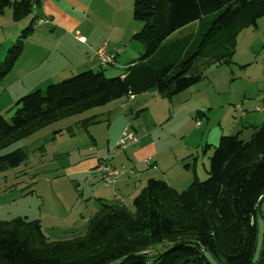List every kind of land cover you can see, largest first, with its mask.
Instances as JSON below:
<instances>
[{
    "label": "trees",
    "instance_id": "1",
    "mask_svg": "<svg viewBox=\"0 0 264 264\" xmlns=\"http://www.w3.org/2000/svg\"><path fill=\"white\" fill-rule=\"evenodd\" d=\"M38 4L0 0V16L12 7L20 21ZM133 18L142 28L131 39L144 51L126 65L123 77L108 78L101 65L20 98L10 121L0 116V174L28 159L24 148H9L57 122L149 92L171 101L201 83L208 70L231 64L240 33L264 18V0H134ZM33 32V26L25 30L0 64V87ZM101 122L95 116L82 126ZM252 129L248 142L242 132L221 136L207 180L195 179L180 192L150 179L133 209L120 197L122 202L103 203L84 234L71 239L51 240L39 220H0V264H264V240L255 259V218L264 200V123Z\"/></svg>",
    "mask_w": 264,
    "mask_h": 264
},
{
    "label": "rangeland",
    "instance_id": "2",
    "mask_svg": "<svg viewBox=\"0 0 264 264\" xmlns=\"http://www.w3.org/2000/svg\"><path fill=\"white\" fill-rule=\"evenodd\" d=\"M18 1L20 0H13V2ZM110 1L117 5L116 9L120 11V13H117L115 19H118L119 14L124 18L121 17L119 22L117 20L112 29H107L106 34L96 32L97 37L108 38V36H110V39L112 42H114L122 37L125 32L126 34L128 33V36L126 37V40H124L120 45V47L124 49L125 47L139 46L140 44L132 41L131 39L134 28L136 29L138 27L137 29L139 31L142 28L141 24L133 20L134 0ZM64 6L66 7L65 12L68 19L64 20L60 16L61 21H63L64 24H66V26L72 30L73 34L75 35L74 37H76V34L78 33H84V29H78V22L83 16H85L84 11L76 8L74 5H65V2ZM126 23H128V28H126ZM37 24H39V20L37 18L32 19L29 16L20 21L14 20L12 7L7 8L4 14L0 16V64L4 62L6 57L9 55L10 49L13 48L16 42L22 37L23 32L29 29L31 26L34 28V32L25 39L24 51L17 60L13 71L1 83L0 116L4 117L8 121H10L13 117V114L15 113V104L20 98L34 91L44 90L47 88V86H49L37 85V79H39V77L44 74H39L37 72H34L33 74L29 73L40 66L43 56L47 54L46 52L41 53V51L36 52V49L42 47L44 50L52 51L56 44L58 46L60 45V42L57 41V37L60 35V33H62V31L57 30L58 27L54 23V26H49L51 27L52 31L48 27L35 31ZM258 25L259 27L257 28L249 27L240 33L234 59L231 64L208 70V72H206V78L201 83L193 86L186 92L181 93L179 96H176L177 100L175 99V102H178V104L184 100H188L189 98L190 104L206 108L204 111L199 109L204 113L202 116H199V110L195 111V123L192 122L194 127L200 131V134L208 129L207 135L209 142L214 144L209 151L206 150V145H204V147L199 150L198 156L196 154L194 156L197 158L198 178L202 182L208 178L206 172L208 171L209 167V159L213 154L214 146L216 147L219 144V138L221 137L218 136H221L220 134H222V136H233L237 135L239 132H242L241 139L248 142L251 140L254 131L252 127L260 126L263 123L262 121H258V123H249L250 119H255L256 117H258L259 120L264 118V115L257 111V109L263 107L264 104V18H261L258 21ZM176 35L177 34L174 36ZM61 48L73 50L74 48L78 47L74 46V44L69 41L68 44H63ZM60 52H62V50H60L59 53ZM141 55H139L138 58H140ZM55 57H58L61 60L59 55H56ZM58 58H55V62L58 61V66H61L62 64L59 62L60 60H58ZM75 58L78 59L77 56ZM125 60L126 56L125 58L120 59L118 62H120L121 66L127 65L125 64ZM44 66H46L45 69H51V66ZM93 66V69L87 67L86 69L84 68L78 71L65 69L64 76L61 79H58L56 82L59 83L64 80H68L90 70L94 72L101 70V65L93 63ZM102 67L105 71V75L108 78L119 76L115 75L114 73L117 68H112L110 66ZM124 70L125 69L121 70L120 67H118V71H122V73H124ZM24 77H26V80H24ZM22 78L24 80L23 85L22 83H19ZM26 90L30 91H28V93H24ZM19 95L21 97L15 101V98H17L16 96ZM148 95L150 97L147 99L151 101L152 105L150 107L149 114L136 119H131L132 117L130 116L129 119H131V123L133 122L134 126H136V124H143V127H140L141 130L148 132V134L154 133V137L152 136L154 140L162 137V142L168 143L170 145L175 143L177 140L180 141V149H182L186 144L192 145L191 140L193 144H197L195 136L192 138L186 137V131L189 130V127L186 123L181 125L172 123L170 126H165L167 119L170 118L169 114L172 112L169 111L168 113L167 111L168 109H173L172 105L174 104H172V101L174 100L169 101L164 99L158 96L155 92H149ZM101 110L103 109L96 108L82 116L79 115L78 117L57 122L56 124L41 130L38 134H35L30 138L13 145L7 150V152H12L15 149L24 148L28 153V159L20 168L7 170L0 174V220L10 221L19 217L28 218L29 220H37V217L34 216L36 212L42 213V209L43 211L52 209L53 202L49 196V192L53 185L56 186L59 183H65L68 185L67 182H69L70 184H74V189L77 190V194L80 197L82 196V190L86 191V195L88 197L92 195V188L94 184L96 186L98 183L81 180L73 182L74 179L67 178V173L64 170V167L69 164V161H67L69 155L73 154L74 151H77L78 148H80L82 154L85 147L84 145L90 140V135H88L87 131L89 128L93 127L92 131L95 135L98 134L100 141L108 139L109 124L106 122V120L103 121L101 118L102 122L99 124H92L93 126L90 125L88 127L82 126V123L86 120L98 116ZM155 113L158 117L157 119L153 120L149 118ZM77 122L80 123L77 124ZM156 122L159 123L156 127L157 131L159 132L155 133V129L153 127ZM118 126L119 123H116L112 126L110 135L113 136L117 134ZM128 127L124 128L123 132ZM66 128H71L72 133H68V131L65 130ZM59 131H61L62 134L60 136H56L58 139V141H56L53 139V136ZM99 142L93 145L94 148L98 147ZM90 144L92 145V141H90ZM115 144L112 145L110 149H112ZM139 144L128 148L126 152L123 153L124 156L129 153L131 148L135 149L139 146ZM109 150L103 157L99 158L97 172L99 164L102 163L101 160L108 157ZM70 151L71 153L68 154ZM93 151V148L89 149V152ZM115 157H113L108 164L117 170H121L122 168L125 169V173L118 178L116 183H118L121 178L125 179L126 177L133 179L139 176L140 173L138 171L137 165L130 167L113 166L112 161ZM182 163H185L184 160ZM189 163L191 164L192 168L195 166L194 159L190 160ZM139 169H152V164L147 161L145 163L144 161V165L139 167ZM169 173V178H171V180L174 179L175 173ZM52 182L53 184H51ZM79 183L82 184L81 187L78 186ZM188 186L184 187V189H182L180 192L184 191L186 188H188ZM103 187L105 186L103 185ZM55 196L57 197V195ZM136 196L137 195H123L128 208L133 209V200ZM98 207L100 208L99 205ZM88 220L89 219H87V222ZM47 222L49 225L54 227L55 224L52 225L51 221ZM255 222L258 228L255 252V259H257L262 250L264 240V200L259 204ZM85 226H87V224ZM52 227L50 228L48 224H44L43 231L46 232V235L49 238H53L55 236L52 234L54 230ZM77 230V232H79L78 234H84L86 227H77ZM65 238L68 240L72 237L66 236Z\"/></svg>",
    "mask_w": 264,
    "mask_h": 264
},
{
    "label": "crops",
    "instance_id": "3",
    "mask_svg": "<svg viewBox=\"0 0 264 264\" xmlns=\"http://www.w3.org/2000/svg\"><path fill=\"white\" fill-rule=\"evenodd\" d=\"M64 2L65 5H74L76 8L84 11L85 16H83L78 22V29L82 28L85 32L78 34L86 39V43L79 42L76 37H74L75 35L73 34L72 30H70V28H68L66 24L61 21L60 16L64 20L68 19L65 12L66 7L64 6ZM116 7L117 5L112 3L110 0H39V4L34 7L33 13L29 16L32 19L37 18L39 20V24H37V27H35V31L43 29L45 27L51 29V27L49 26H54L55 24L58 27L57 30L62 31V33H60V35L57 37V41L60 42V45L58 46L56 44L52 51L44 50V48L42 47L36 49V52L41 51V53H47L45 55L43 54L44 56L41 60L40 66L29 73L33 74L34 72H37L39 74H44L39 77V79H37V85L42 86L51 85L48 83H57L56 81L64 76L65 69L78 71L80 69H86L87 67L93 69V63L101 65L95 56L96 51L100 48H105L107 54L116 55L118 53L112 68H117L116 71H114L115 75L123 77L124 73H122V71H118V67L123 70L125 69L126 65L121 66L120 62L118 61L122 58H125L126 56L125 64H128L136 60L139 55L143 54L144 49L141 45L135 47H125L124 49H122L120 45L124 40H126V37L128 36V33L126 34L125 32L122 37L114 42H112L110 36H108V38L97 37L96 32L106 34L107 29H112L117 20L118 22L121 20L122 16L120 14L118 16V19H115L117 13H120V11L116 9ZM128 27V23H126V28ZM137 28H134V31L132 32L133 35L139 32ZM69 41L78 48H74L73 50L61 48L63 44L66 45ZM59 49L62 50V52L59 53ZM56 55H59L61 60L58 57H55ZM76 56L78 57V59L75 58ZM55 58H58V60H60L59 62H61V66H58V61L55 62ZM44 65L51 66V69H45L46 66ZM24 78V80H26V77ZM24 80L22 78L19 83H22L23 85ZM28 91L30 90H26L24 93H28ZM16 97L17 98H15V101L21 96L19 95ZM148 97L150 96L147 93L141 96H136L131 102L129 101V99L124 98L101 107L103 110H101L100 114L96 117H98L100 121L101 118L103 119V121L106 120V122L109 124L108 139L100 141V137L98 136V134L95 135L93 133V127H91L88 130L90 140L87 141V144H83L85 147L82 154L80 148H78L77 151H74L73 154H70L71 151L68 152V154H70L67 159V161H69V164L64 167V170L67 173V178L74 179L73 182L79 180L86 182L91 181L92 183L97 182L98 185L95 186L94 184L92 188L93 193L89 197L86 195L85 190H82L81 197L78 196L77 190L74 189V184H70L69 182H67L68 185L65 183H59L56 186L53 185V187H51L49 196L51 197L53 202L52 209L46 211H43L42 209V213L36 212L34 215L35 217H37V220L41 222L43 230L45 223L48 224L50 228L52 227L47 221H51L52 225L55 224L54 227H52V229H54L52 234L55 236L50 239H52L53 241H62L67 239L65 238L66 236L73 237L75 234L79 233L77 232V227L85 228V225L88 223L87 219L90 220V218L101 209V205L103 203H117L116 199L118 197L124 200L123 195H138L150 179L163 180L169 186L179 191L184 189V187L192 184L195 179L199 180L197 174V158H195L194 156L195 154L198 156L199 150L202 149L204 145H209L211 147L214 144L209 142V138L207 135L208 129L200 134V131L196 127H194L192 122H194L195 119V111L199 109L204 111V109L206 108L190 104L189 98L188 100L182 101L180 104H178V102H175V99L177 97L173 99V109H168L167 111L168 113L169 111L172 112L171 114H169L170 118L167 119L165 126H170V124L172 123H176V125L186 123L189 127V130L186 131V137L192 138L195 136L197 140V144H193L191 140L192 145L186 144L182 149H180V141L177 140L175 143L170 145L168 143H163L162 137H160L157 139V142V140L153 139L154 133L148 134V132L141 130L140 127L143 124H136V126H134L133 122L131 123V119H136L134 118L135 113L141 112L137 116V118H141L142 116H147L146 114H149L150 107L152 105L151 101L147 99ZM202 111L199 110L198 112L203 113ZM84 114H81V116ZM130 116L132 117L131 119H129ZM151 116L152 117L149 118L153 120L158 118L156 116V113ZM258 121H262L264 123V118L259 120L258 117H256L255 119H250L249 123H258ZM79 123L80 122H77V124ZM116 123H119L118 131L116 135L112 136L110 135V131L112 126ZM158 124V122L154 124L153 128L155 129V133L159 132L156 129ZM128 126L132 127L135 130L137 136L140 138V144L135 149L131 148L127 155L124 156L123 154L121 156L119 155L115 157L112 161V164L115 167H130L133 165H137L140 174L138 177L134 176L135 178L133 179H129L126 177L125 179L121 178L114 187L105 188L101 184V179L97 172L98 160L99 158L103 157L106 152L112 147V145H114L118 141L124 128ZM65 130L69 132L71 130L72 133L71 128H66ZM220 135L222 136V134ZM55 140L58 141L57 138ZM90 141H92V145L90 144ZM98 142V147L94 148L93 145ZM90 148H93L94 151L89 152ZM193 159L195 160V166L192 168L189 161ZM183 160L185 163H182ZM144 161L145 163L146 161L150 162V164H152V169L140 170L139 167L144 165ZM169 172L175 173L174 179L171 180V178H169ZM51 184H53V182ZM81 185V183L78 184V186L80 187ZM55 195H57L58 198ZM96 204H98L100 208ZM124 204H126L125 200Z\"/></svg>",
    "mask_w": 264,
    "mask_h": 264
},
{
    "label": "built area",
    "instance_id": "4",
    "mask_svg": "<svg viewBox=\"0 0 264 264\" xmlns=\"http://www.w3.org/2000/svg\"><path fill=\"white\" fill-rule=\"evenodd\" d=\"M76 39L81 43H86V39L81 37L79 34L76 35ZM95 56L100 62V64L103 66L112 65L115 62V55L107 54L105 48L98 49L95 53ZM133 100L134 97L131 96L129 98V101L131 102ZM258 112L264 115V106L258 108ZM139 142L140 140L137 135L130 128H127L123 132L121 138L117 141L115 146L109 150L108 157L106 159L101 160L102 163H100L98 166V173L101 175V179L105 187H110L115 184L118 178L125 173V169L123 168L121 170L112 168L108 164L109 161L113 157L125 153L128 148L138 145ZM116 200L122 202L120 198H117Z\"/></svg>",
    "mask_w": 264,
    "mask_h": 264
}]
</instances>
